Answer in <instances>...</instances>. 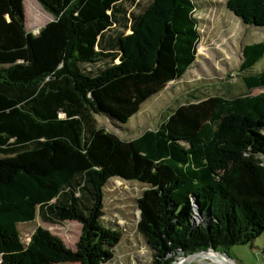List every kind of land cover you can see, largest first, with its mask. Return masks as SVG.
Instances as JSON below:
<instances>
[{"label": "trees", "instance_id": "obj_1", "mask_svg": "<svg viewBox=\"0 0 264 264\" xmlns=\"http://www.w3.org/2000/svg\"><path fill=\"white\" fill-rule=\"evenodd\" d=\"M23 1L0 0V264L108 263L121 235L103 224V191L115 178L146 186L137 230L150 264L263 233L264 39L242 47V94L190 90L156 128L122 139L97 116L127 123L183 79L197 58L199 4L169 0L139 33L140 0H37L52 19L34 34ZM225 4L264 26V0ZM153 39L148 60L128 54L130 43ZM37 213L79 222L75 249L43 227L24 243L18 227Z\"/></svg>", "mask_w": 264, "mask_h": 264}, {"label": "rangeland", "instance_id": "obj_2", "mask_svg": "<svg viewBox=\"0 0 264 264\" xmlns=\"http://www.w3.org/2000/svg\"><path fill=\"white\" fill-rule=\"evenodd\" d=\"M195 1L199 4L195 15L201 23H199L201 37L197 44V58L184 73L183 79L168 82L165 89L143 102L140 110L127 123H118L115 128L114 123L98 115L100 126L122 139H132L146 129L156 128L171 110L187 99V92L190 90H196L194 94L224 91L230 96L244 92L243 84L237 75L242 60V47L247 43L262 41L264 26L243 23L226 7V0ZM168 3L169 0H140V6L133 9L142 13L140 23L136 27L139 28V33L153 17L165 12ZM23 7L26 30L34 34L52 17L37 0H24ZM135 30L128 29L126 33L134 35ZM152 41L141 42L139 46L130 43L127 48L128 54L140 51L141 58L148 60L155 43L154 39ZM256 67L258 70L264 67V58ZM258 91L259 89H254L252 93ZM145 188L142 183L118 178L110 180L104 187L103 224L119 230L121 235L113 248V257L106 264H150L153 258L152 250L137 230L139 210L136 199ZM37 227H43L57 235L66 247L73 250L81 231V224L77 221L52 224L42 221L37 213L35 219L20 223L18 227L24 243L29 241ZM173 256L171 264H264V231L254 240L232 245L228 249L205 250L187 257L177 252Z\"/></svg>", "mask_w": 264, "mask_h": 264}, {"label": "water", "instance_id": "obj_3", "mask_svg": "<svg viewBox=\"0 0 264 264\" xmlns=\"http://www.w3.org/2000/svg\"><path fill=\"white\" fill-rule=\"evenodd\" d=\"M196 215H197V214H196ZM207 250H214V248L210 247V248H208ZM203 251H205V250H203ZM203 251H197V252H195V253L188 254V255H186L185 257L190 256V255H194V254H196V253L203 252ZM181 253H182V252H181ZM0 260H1V259H0Z\"/></svg>", "mask_w": 264, "mask_h": 264}, {"label": "crops", "instance_id": "obj_4", "mask_svg": "<svg viewBox=\"0 0 264 264\" xmlns=\"http://www.w3.org/2000/svg\"><path fill=\"white\" fill-rule=\"evenodd\" d=\"M50 19H52V17Z\"/></svg>", "mask_w": 264, "mask_h": 264}]
</instances>
